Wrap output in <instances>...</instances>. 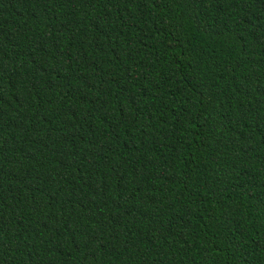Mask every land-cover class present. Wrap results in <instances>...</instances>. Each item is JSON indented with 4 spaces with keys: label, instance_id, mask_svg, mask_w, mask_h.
Masks as SVG:
<instances>
[{
    "label": "trees",
    "instance_id": "1",
    "mask_svg": "<svg viewBox=\"0 0 264 264\" xmlns=\"http://www.w3.org/2000/svg\"><path fill=\"white\" fill-rule=\"evenodd\" d=\"M0 264H264V0H0Z\"/></svg>",
    "mask_w": 264,
    "mask_h": 264
}]
</instances>
